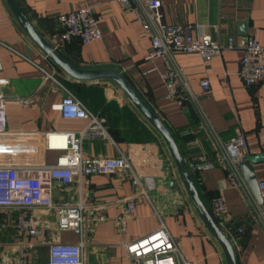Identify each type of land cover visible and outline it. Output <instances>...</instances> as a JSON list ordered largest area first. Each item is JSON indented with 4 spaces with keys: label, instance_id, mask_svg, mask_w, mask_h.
Instances as JSON below:
<instances>
[{
    "label": "crops",
    "instance_id": "1",
    "mask_svg": "<svg viewBox=\"0 0 264 264\" xmlns=\"http://www.w3.org/2000/svg\"><path fill=\"white\" fill-rule=\"evenodd\" d=\"M33 29L68 64L80 70L109 69L120 73L139 98L158 116L171 133L187 167L202 151L213 157L210 131L220 140L243 133L246 155L263 159L251 165L257 183L264 180V81L244 85L235 71L241 50H224L218 56L201 60L196 53L173 52L174 64L181 70L197 106H181L164 97L157 70V57L146 58L149 41L131 11L118 0H15ZM165 24L190 25V34L199 32L223 41L241 35L246 22L247 36L263 48L264 0H159ZM90 6L101 31V38L87 43L73 39L55 45L50 34L59 30L58 14ZM39 67L61 82L87 109L104 120L109 139L85 136L81 140L84 157H115L122 152L142 180L151 179L147 198L135 197L133 211L120 230L115 220L135 192L130 177L121 172L90 174L73 178L68 185L58 180L43 181L57 204L80 201L82 228L77 234L57 227L53 210L33 207L26 210L0 209V264H47L49 243L81 242L83 264H130L124 244L155 229L159 220L174 239L183 258L191 264H226L218 242L205 228L177 174L168 149L159 133L138 112L117 83L105 77L77 79L57 66L26 34L0 0V85L5 96L7 134L0 136V159L10 154L13 163H52L56 153L42 149L41 132H79L83 119L62 118L55 105L60 92L42 80ZM155 68V69H154ZM157 69V70H156ZM208 80V92L201 93L198 81ZM30 96L23 105L10 96ZM201 112V114H200ZM14 151V154L11 152ZM14 155V156H13ZM13 159V160H14ZM201 202L210 208V199L221 195L227 216L219 228L232 244L236 264H264V195L257 204L247 193L229 184L228 169L222 164L199 172L188 168ZM254 200L261 216L257 215ZM18 212L36 219L39 234L20 232L14 225ZM218 222V221H217ZM218 226V224H217ZM240 227L242 232L237 233Z\"/></svg>",
    "mask_w": 264,
    "mask_h": 264
},
{
    "label": "built area",
    "instance_id": "2",
    "mask_svg": "<svg viewBox=\"0 0 264 264\" xmlns=\"http://www.w3.org/2000/svg\"><path fill=\"white\" fill-rule=\"evenodd\" d=\"M121 8L131 11L135 20L140 24L142 34L149 41L146 58L157 57L161 60L162 68L157 70L158 77L164 87V97L181 106L192 103L197 106V97L191 92L181 70L173 62V52L196 53L201 60L218 56L224 50L239 49L241 57L235 71L244 85L264 81V61L262 46L251 36H227L218 41L208 34L199 32L191 35L190 25L165 24L161 19L159 0H118ZM55 21L59 30L50 34L55 45H62L73 39L87 43L101 38V31L96 17L90 6H82L76 10L58 14ZM155 69V68H154ZM42 80H48L51 87L60 92V100L54 106L62 118L83 119L87 121L85 128L79 132L45 131L41 132L42 149L56 153L52 163L28 162L18 165L13 163L14 154L0 159V209L26 210L40 207L53 210L56 215L57 227L60 230H72L80 234L82 228V204H57L51 199L50 192L44 188L43 181L58 180L68 185L73 178L90 174H112L121 172L130 177L135 188L134 194L121 210V215L114 224L120 230L125 225L126 218L131 214L135 197L147 198L152 187L151 179L139 176L133 171L129 159L120 151L115 157H84L81 154V140L85 136H96L109 139L104 126V120L87 109L75 96L59 82L51 72L39 67ZM6 82L0 78V85ZM201 93L208 92V80L199 79ZM5 96L0 89V136L7 134L5 130L4 102ZM11 99L23 105L30 103V96H10ZM201 114V112H200ZM202 115V114H201ZM264 125V114L260 116ZM213 145V157L208 158L202 151L198 152L188 162L187 167L195 172L209 169L215 164H222L228 169L229 184L247 193L246 186L239 176L237 165L244 159L246 142L242 132L222 141L214 131H210ZM1 149V148H0ZM14 159V160H13ZM259 196L264 195V180L257 183ZM257 215L261 216L260 207L251 198ZM210 214L223 227L222 221L227 216L225 200L221 195L210 199ZM20 232L29 235L39 234L37 221L18 212L14 222ZM238 234L242 232L236 228ZM124 250L130 259V264H191L183 258L174 239L170 236L163 223L152 231L124 244ZM47 264H83L81 242L49 243L47 249Z\"/></svg>",
    "mask_w": 264,
    "mask_h": 264
},
{
    "label": "water",
    "instance_id": "3",
    "mask_svg": "<svg viewBox=\"0 0 264 264\" xmlns=\"http://www.w3.org/2000/svg\"><path fill=\"white\" fill-rule=\"evenodd\" d=\"M10 11L26 34L37 44L41 51L65 74L77 79H90L105 77L114 80L121 90L125 93L138 112L149 122V124L159 133L163 139L171 159L176 168L179 179L205 228L211 236L218 242L222 249L226 264H236L232 244L228 241L217 224L213 221L211 215L201 202L196 188L193 184L189 171L180 154V151L165 124L158 116L139 98L133 88L123 78V76L114 70L96 69V70H80L68 64L58 53L33 29L30 23L22 14L15 0H6ZM241 35H246V22L240 25ZM263 159L260 154L246 155L244 159L238 163L237 170L243 178L251 196L257 204H261V197L257 189V181L253 176L251 165Z\"/></svg>",
    "mask_w": 264,
    "mask_h": 264
},
{
    "label": "trees",
    "instance_id": "4",
    "mask_svg": "<svg viewBox=\"0 0 264 264\" xmlns=\"http://www.w3.org/2000/svg\"><path fill=\"white\" fill-rule=\"evenodd\" d=\"M191 177H192V175H191ZM208 212H209V214H210V209H208ZM210 215H211V214H210ZM211 217H212L213 221H214L216 224H218L217 219H215L212 215H211ZM218 227L221 228V227L219 226V224H218ZM221 230H222V229H221Z\"/></svg>",
    "mask_w": 264,
    "mask_h": 264
}]
</instances>
